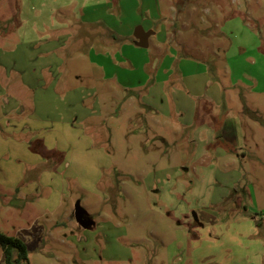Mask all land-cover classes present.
I'll list each match as a JSON object with an SVG mask.
<instances>
[{"label": "rangeland", "instance_id": "1", "mask_svg": "<svg viewBox=\"0 0 264 264\" xmlns=\"http://www.w3.org/2000/svg\"><path fill=\"white\" fill-rule=\"evenodd\" d=\"M149 4L223 87L196 98L211 136L143 103L138 75L92 77L111 31L84 20ZM0 231L30 264H264V0H0Z\"/></svg>", "mask_w": 264, "mask_h": 264}, {"label": "crops", "instance_id": "2", "mask_svg": "<svg viewBox=\"0 0 264 264\" xmlns=\"http://www.w3.org/2000/svg\"><path fill=\"white\" fill-rule=\"evenodd\" d=\"M117 7L118 14L124 19V6L118 3ZM147 9L150 11V15L146 18L138 17L135 19L137 21H131L128 24L123 21L121 26L117 28L104 22V17L102 18L101 15H89L84 20L87 23L103 22L107 25V29L111 31L109 38L106 40L108 44L106 48L101 45L102 43H100L102 49L93 43L89 49V61L100 74V76H95L93 73L92 77H98L106 85L109 84L108 87H110L112 82L121 84L129 75H138L137 78L140 79V82L132 81L133 85L141 84L140 87H148L141 100L143 103L152 106L155 110L167 111L172 121L174 120L171 116L172 112L177 113L179 123H183L186 127L195 121L199 122L201 126H198L195 130V137L202 135L204 132H207V136H211L210 125L206 121L209 114H207V117H203L206 108L199 112L201 105L197 103L196 98H204L209 107L215 109L223 100L221 83L217 79H213L209 67L205 63L193 60L191 57L179 58V51L169 46L165 39L167 34L165 22H161L160 28L157 26L161 18L160 7L158 4L154 7L149 4ZM139 27L146 32L152 31L148 37L147 47L136 44L135 33ZM98 40L100 41V39ZM151 46L154 47V50H151ZM91 72L92 70L87 73L90 75ZM146 83H149L148 86L145 85ZM88 99L90 100L87 97L80 100L83 104L87 101L88 104H97L99 101L96 99L89 102ZM172 106H175V110L172 109ZM9 108L6 107L4 112L9 113L11 111ZM79 108L81 109L82 120L94 115L90 114L92 109L85 106V104ZM226 126L227 119L222 126V133ZM206 128H208L207 131ZM211 130V133H215L212 127ZM232 140L235 142L236 136L233 135ZM38 142L42 143V140ZM20 184L16 185L17 188Z\"/></svg>", "mask_w": 264, "mask_h": 264}, {"label": "trees", "instance_id": "3", "mask_svg": "<svg viewBox=\"0 0 264 264\" xmlns=\"http://www.w3.org/2000/svg\"><path fill=\"white\" fill-rule=\"evenodd\" d=\"M0 245L6 264H30L29 249L23 239L0 231Z\"/></svg>", "mask_w": 264, "mask_h": 264}, {"label": "water", "instance_id": "4", "mask_svg": "<svg viewBox=\"0 0 264 264\" xmlns=\"http://www.w3.org/2000/svg\"><path fill=\"white\" fill-rule=\"evenodd\" d=\"M151 32L143 31V29L141 27H139L135 33V36L137 38L136 44L139 46H142V47H147L148 46V37L151 34Z\"/></svg>", "mask_w": 264, "mask_h": 264}]
</instances>
